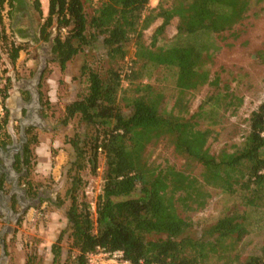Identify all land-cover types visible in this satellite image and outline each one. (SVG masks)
Masks as SVG:
<instances>
[{"label": "trees", "instance_id": "obj_1", "mask_svg": "<svg viewBox=\"0 0 264 264\" xmlns=\"http://www.w3.org/2000/svg\"><path fill=\"white\" fill-rule=\"evenodd\" d=\"M90 0H48L43 14L39 0H33L34 10L42 19L39 39L52 38V55L60 70L78 53L100 38L108 65L102 72L86 69L85 94L70 100L60 122L68 125L74 118L84 125V132L66 138L72 159L64 171L66 184L57 207L66 205L71 245L77 251L75 264H86L85 254L97 246L109 250L121 249L130 264H207L216 257L221 264H264V257L249 256L241 261L233 254L248 234L245 212L230 210L205 227L200 236L193 234L192 223L176 210L178 192L192 188L193 181L172 165L153 167L142 159L145 147L164 137L170 138L176 153L188 157L203 167V176L214 181L224 192L241 196L242 204L251 209L264 208V101L252 111L249 133L233 152L222 150L218 155L203 149L205 133L196 128L197 119L204 117V105L222 102L226 96L211 95L188 114L186 95L208 80L203 69L204 50L196 40L202 34H220L231 30L244 19L250 0H174L168 7L161 4L147 9L149 0H101L91 13L86 12ZM18 0H0L1 36L7 42L2 12L8 7L13 20ZM148 10V11H147ZM160 25L145 45L143 30L155 19ZM177 18L173 44L157 47L156 39L166 26ZM19 31V30H18ZM134 40L137 70L132 65L121 71L127 54L126 44ZM10 60L15 62L21 45L10 41ZM176 69L177 97L173 111L161 110V96L149 84L138 82L147 64ZM128 88L121 90V81ZM5 86L2 105L5 111L0 129L7 122L8 96ZM26 129L23 164L30 162L31 143L37 137ZM3 137V138H2ZM9 134L0 132V145L9 143ZM105 155L106 170L101 194L95 205V218L83 191L81 172L95 169L96 157ZM30 194V193H29ZM36 193L29 198H35ZM15 200V199H13ZM63 232L50 246L52 264H65L62 255ZM38 255H28L24 264H35Z\"/></svg>", "mask_w": 264, "mask_h": 264}, {"label": "rangeland", "instance_id": "obj_2", "mask_svg": "<svg viewBox=\"0 0 264 264\" xmlns=\"http://www.w3.org/2000/svg\"><path fill=\"white\" fill-rule=\"evenodd\" d=\"M173 1L149 0L147 9H156L159 4L168 7ZM100 2L101 0L87 1L86 12L91 13ZM7 11L8 7L5 5L2 19L7 42L1 36L0 28V124L6 114L2 105L3 89L5 86L8 87L6 107L10 96L16 92L26 91L23 90L22 82L33 78L44 55L47 56V64L36 87L39 92V115L47 124L42 121L43 127L31 126V135L37 137V143L29 145L30 162L26 167L25 177L21 179V183L27 186L30 194L33 192L37 194L39 191L40 202L27 207L16 223L7 218L0 206V231L6 225L12 228L10 233L6 232L1 237L6 257H1L0 247V264H24L28 255L34 254L39 257L35 264H52L50 246L61 232L63 242L60 260L65 264H75L77 251L72 247L69 237V225L65 217L66 205L57 207L56 204L58 197L63 196L66 184L64 171L72 159V150L70 145L66 144V138L76 132L83 134L84 125L78 122V118H74L68 125L61 124L60 120L64 115L65 105L85 94L86 69L102 72L108 62L99 38L74 56L61 71L52 60L49 41L43 43L37 36V29L33 33L36 36L35 43H31L27 38L25 42L20 41L15 32L21 23L18 21L13 29V22ZM30 18L34 21V27L38 28L42 19L35 11ZM161 21V18H157L143 30L142 41L145 45L151 43L152 35ZM177 22L178 19L173 18L163 33L157 37V47H168L173 44ZM54 33L53 35L56 34ZM196 40L204 50L203 69L208 75V80L215 78L217 80L215 84H204L186 95L189 111L186 117L197 112L199 105L209 96L227 95L226 102L232 101L233 104H229L227 108L222 102L204 105V117L197 119L196 128L205 133L203 149L209 154L218 155L222 150L233 152L242 145L249 133V118L252 111L264 101V0H250L246 16L231 30L220 34H202ZM10 41L22 47L17 60L13 63L10 60ZM135 49L134 40L126 44L127 54L122 62L121 71H125L135 60ZM139 65L133 63L132 67L137 70ZM138 82L151 85L156 94L161 96V110L175 113L174 103L177 97L175 68L149 63L143 68ZM128 86V81L122 79L121 90ZM10 106L14 107L13 101ZM4 131L9 134V142L11 138L15 140L19 138L18 122L9 116V111L6 124L0 129V132ZM142 159L153 167L172 165L193 181L192 188L177 193L175 202L179 216L192 223L194 235L200 236L203 229L217 218L237 209L246 213L248 234L237 245L233 254H237L241 261L249 256L264 257L263 207L256 209L246 207L242 204L240 195L226 193L214 181L205 180L203 167L176 153L170 138L164 137L149 143L142 153ZM105 170V155L99 150L95 169L87 167L81 172L84 180L82 192L90 205L93 219L97 197L101 194L104 184ZM3 186L7 192L9 187L6 184ZM20 205L13 200L9 207L13 212H18ZM221 263L222 261L212 257L207 264Z\"/></svg>", "mask_w": 264, "mask_h": 264}, {"label": "flooded vegetation", "instance_id": "obj_3", "mask_svg": "<svg viewBox=\"0 0 264 264\" xmlns=\"http://www.w3.org/2000/svg\"><path fill=\"white\" fill-rule=\"evenodd\" d=\"M16 11L14 14V18L12 20L13 29L15 28L16 20L17 22L22 20L24 17L28 18L30 21V26L27 28H22L21 30L15 32L19 37L20 35H24L25 38L29 39L31 43H35L36 36L33 35L35 30L37 29V36L39 37V26L38 28L35 26L32 21V13L28 9L25 0H20V4H16ZM40 25V24H39ZM20 29V28H19ZM43 43H47L43 41ZM20 99L22 101L19 102L15 100L14 107L17 112H15V120L18 122V134L19 138L14 139L11 138V141L5 145H0V190H2L3 194H0V205L9 207L13 199L17 203L21 202L23 198H29L30 194L27 189V186L21 183V179L26 175V165L23 164V147L27 142L26 129L30 126L29 122L34 118V111L40 112V107L36 106L33 97L31 96L28 90L20 91ZM8 109V108H7ZM9 116L11 115L10 110ZM22 129L24 131V136H22ZM12 169V170H11ZM9 187V190L6 192L4 190V184ZM11 194L9 201L5 202V197L3 195ZM39 195V191L36 196ZM39 197V196H38ZM10 208V207H9Z\"/></svg>", "mask_w": 264, "mask_h": 264}, {"label": "water", "instance_id": "obj_4", "mask_svg": "<svg viewBox=\"0 0 264 264\" xmlns=\"http://www.w3.org/2000/svg\"><path fill=\"white\" fill-rule=\"evenodd\" d=\"M54 32L56 33V29L54 28ZM54 33V34H55ZM55 35H52V37L50 38L49 40V50L51 51L52 49V38L54 37ZM46 64H47V56L44 55L41 57V60H40V64H39V67L37 69V71L35 72L33 78L31 80H25L22 82V84L24 85V89L23 90H28L31 94V96L33 97L34 99V102L36 104V106L40 107L39 105V92L37 91V84L39 82V80L41 79V75H42V72L44 70V68L46 67ZM15 100H18L19 102L22 103L21 99H20V94L19 92H16L13 96H10L9 97V100L7 102V105L6 107L10 110L11 112V115L10 117L12 119H15V112L18 111V109L16 110L15 107H12L10 106V103L13 101V102H16ZM40 120V121H39ZM38 121V123H37ZM42 121L44 122V124L46 123L47 124V121H45L43 119V117H41L39 115V113L37 111H34V118L29 122V125L30 126H36V127H43V123ZM22 133V136H24V131L22 129L21 131ZM12 170V169H11ZM0 194H3L2 190H0ZM5 197V202L7 203V201H9L10 199V196L11 194H8V195H3ZM40 202V199L39 197H35V198H23V201L22 202H19L21 205H20V209L18 212H13L9 207H6V206H1L2 209H4L6 215H7V218L9 219H12V222L13 223H16L17 219L19 218V216L21 214H23V212L25 211V209L29 206H35L37 205L38 203ZM7 219V221H8ZM12 231V228L8 225H6L2 231H0V247H1V257L2 258H5L6 257V253H5V246H4V241L1 239L2 235L4 233H10Z\"/></svg>", "mask_w": 264, "mask_h": 264}, {"label": "built area", "instance_id": "obj_5", "mask_svg": "<svg viewBox=\"0 0 264 264\" xmlns=\"http://www.w3.org/2000/svg\"><path fill=\"white\" fill-rule=\"evenodd\" d=\"M86 264H130L121 249L109 250L97 246L85 254Z\"/></svg>", "mask_w": 264, "mask_h": 264}, {"label": "crops", "instance_id": "obj_6", "mask_svg": "<svg viewBox=\"0 0 264 264\" xmlns=\"http://www.w3.org/2000/svg\"><path fill=\"white\" fill-rule=\"evenodd\" d=\"M18 1H20V0H18ZM26 1V4H27V6H28V9L30 10V12L31 13H33L35 10H34V4H33V0H25ZM40 1V3H41V8H42V11H43V14H45L46 13V11H47V2H48V0H39ZM36 12V14H37V16H39V14H38V12L37 11H35ZM40 17V16H39ZM20 23H21V25H18V27L20 28V29H18V30H21V27L22 28H27V27H29L30 26V22H29V20L26 18V17H24L21 21H20ZM16 24H17V20H16ZM19 40L20 41H27V39L24 37V35H20L19 36ZM55 237V236H54ZM52 243V241H50V244Z\"/></svg>", "mask_w": 264, "mask_h": 264}]
</instances>
